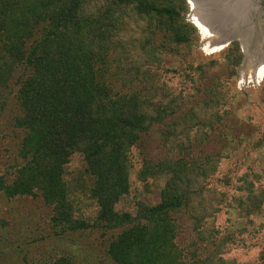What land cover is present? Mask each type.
Wrapping results in <instances>:
<instances>
[{"label": "rangeland", "instance_id": "1", "mask_svg": "<svg viewBox=\"0 0 264 264\" xmlns=\"http://www.w3.org/2000/svg\"><path fill=\"white\" fill-rule=\"evenodd\" d=\"M111 1L86 0L87 11L111 16ZM185 2L183 21L195 29L190 44L156 31L154 21L128 15L117 33L119 49L109 53L108 60L119 57L122 65L116 71L112 63L106 75L113 93H133L154 105L149 128L125 153L126 191L115 209L135 215L154 206L176 179L180 198L196 194L170 213L174 264H264V79L242 82L245 54L237 40L220 52H205ZM262 10L252 24L260 33ZM127 64L137 68L132 78L140 83L127 81ZM11 96L0 114V178L6 183L22 165ZM86 169L80 154L63 169L69 218L84 224L82 230L59 233L64 222L53 224V206L38 189L13 198L0 193V264H48L65 256L75 264H115L106 250L120 230L97 225Z\"/></svg>", "mask_w": 264, "mask_h": 264}, {"label": "trees", "instance_id": "2", "mask_svg": "<svg viewBox=\"0 0 264 264\" xmlns=\"http://www.w3.org/2000/svg\"><path fill=\"white\" fill-rule=\"evenodd\" d=\"M86 5V0H0V114L12 95L22 161L12 181L0 178V193L13 198L38 189L53 206V224L64 222L59 233L82 230L84 224L69 218L63 182L64 167L80 154L93 179L97 225L120 230L107 247L109 258L115 264H174L170 213L188 206L196 193L180 198L174 179L158 204L135 215L115 209L126 191L125 153L138 133L149 128L148 110L154 105L140 102L133 93H113L106 75L112 63L116 71L122 69L119 57L108 58L119 49L117 33L128 15L154 21L156 31L170 33L176 43L190 44L195 29L183 21L186 2L112 0L111 16L88 12ZM127 66L130 85L140 83L132 78L137 68ZM48 264L75 263L65 256Z\"/></svg>", "mask_w": 264, "mask_h": 264}, {"label": "bare ground", "instance_id": "3", "mask_svg": "<svg viewBox=\"0 0 264 264\" xmlns=\"http://www.w3.org/2000/svg\"><path fill=\"white\" fill-rule=\"evenodd\" d=\"M188 2L192 11V22L202 37L209 41V49H215L211 53L219 51L224 45L226 46L223 48H226L231 44L230 41L237 40L245 54L242 82L259 84L264 79V34L256 31L251 24L249 5L243 0Z\"/></svg>", "mask_w": 264, "mask_h": 264}, {"label": "water", "instance_id": "4", "mask_svg": "<svg viewBox=\"0 0 264 264\" xmlns=\"http://www.w3.org/2000/svg\"><path fill=\"white\" fill-rule=\"evenodd\" d=\"M187 1V3H188V5H189V2H188V0H186ZM243 1H245L246 2V4H248L249 5V7H250V12H251V17H250V22H251V24H253V18H254V14L253 13H255L256 12V10H257V8H255V3H254V0H243ZM189 7H190V5H189ZM222 7H225V6H222ZM191 7H190V15H191ZM190 15H189V19H190ZM191 23L197 28V26L191 21ZM243 26H246V24L245 25H243ZM242 26V27H243ZM242 27H240V29H242ZM256 30V29H255ZM261 30V34H264V32H263V30L262 29H260ZM201 35V34H200ZM202 37V36H201ZM202 39H203V37H202ZM230 42H232V41H230ZM203 43L204 44H206L205 45V47H204V51L205 52H207V53H209V54H211V52H212V50H215V49H209V47H208V43H209V41L208 40H205V39H203ZM224 46H226V45H224ZM223 46V47H224ZM223 47H221V49L219 50V51H217V52H220L222 49H224Z\"/></svg>", "mask_w": 264, "mask_h": 264}, {"label": "flooded vegetation", "instance_id": "5", "mask_svg": "<svg viewBox=\"0 0 264 264\" xmlns=\"http://www.w3.org/2000/svg\"><path fill=\"white\" fill-rule=\"evenodd\" d=\"M255 1V0H254ZM257 2H258V4H259V6H258V8H257V10H256V12L254 13L255 14V16H254V19H256L257 20V18H259L260 16V12H261V10H262V7L264 8V0H257ZM261 4H263L262 6H261ZM257 6V5H256ZM263 11V10H262Z\"/></svg>", "mask_w": 264, "mask_h": 264}]
</instances>
